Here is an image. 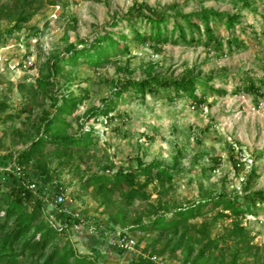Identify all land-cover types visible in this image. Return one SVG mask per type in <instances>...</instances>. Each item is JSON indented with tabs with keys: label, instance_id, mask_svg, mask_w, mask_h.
Here are the masks:
<instances>
[{
	"label": "rangeland",
	"instance_id": "rangeland-1",
	"mask_svg": "<svg viewBox=\"0 0 264 264\" xmlns=\"http://www.w3.org/2000/svg\"><path fill=\"white\" fill-rule=\"evenodd\" d=\"M15 1L0 0L3 156L21 152L43 135L44 119L55 111L37 86L40 74L49 68L50 58L70 46H87L103 32L127 34L125 23L115 27L111 23L132 4L159 9L177 3L184 13L206 8L238 15L240 21L230 30L213 25L221 42L230 38L241 44L239 50H229L223 44L221 56L197 45L129 43L127 53L112 55L109 63L98 68L87 66L81 59L75 65L58 64L59 71L53 77L56 95L59 99H80L73 114L66 117L71 125L68 135L91 132L92 145L69 158L45 147L28 166L38 182L47 187L48 198L63 192L68 215L89 216L109 230L123 231L135 239L136 246L130 252L117 253L85 226L59 231L61 243L69 242L77 255L96 264H132L138 257L152 256L183 264L182 247L175 248V243L167 246V240L158 233L141 232L131 224L147 223L157 212L168 211L167 217L173 216L176 209L197 205L208 197L223 195L244 203L250 192L264 191V86L260 87L261 97L243 91L248 80L258 88V82L264 81V0H246L250 7L244 9L235 0H27L31 19L21 25L23 31L7 36L15 23ZM155 74L178 79L208 76L209 84L226 90L227 95L206 96L201 106L187 98L170 103L162 93L144 101L126 96L115 98L116 105L107 116L85 120L89 112L113 96L119 80H140ZM235 90L240 93L235 94ZM154 162L169 168L173 179L163 191L156 182L144 184V177L137 178L134 188L145 199L125 202L117 192L106 200L94 189L81 186L94 174L113 176L116 171ZM53 210L54 204H47L38 219L60 230L61 223L53 217ZM216 212L189 222L194 235L205 223L206 235L219 241V249L212 250L214 259L208 258L206 264H218L220 254L227 258L234 248L241 247L238 240L226 238L231 228L229 220H213ZM239 223L249 231L246 242L250 246L241 255L240 264H264V204H257L253 214L245 215ZM195 246L200 249L203 245ZM194 256L186 264H193Z\"/></svg>",
	"mask_w": 264,
	"mask_h": 264
},
{
	"label": "trees",
	"instance_id": "trees-1",
	"mask_svg": "<svg viewBox=\"0 0 264 264\" xmlns=\"http://www.w3.org/2000/svg\"><path fill=\"white\" fill-rule=\"evenodd\" d=\"M26 1L16 0L13 3L14 14H16L15 23L6 33L7 36L23 31L21 25L31 19L33 13L27 10ZM235 1L240 2L242 9L250 7V3L246 0ZM120 22L125 23L127 34L123 31L116 34L103 32L102 35L98 34L89 45L80 49L70 46L61 55L52 56L46 73L40 74L37 81L38 89L51 101L55 111L52 116L44 119L43 135L30 142L21 152L11 156L0 155V167L8 166L15 158L17 166L22 169L20 176L10 171H0V264H96L89 258L77 255L69 242L61 243L58 232L85 226L86 229L92 228V234L99 236L106 243L108 235L117 231L109 230L106 225L97 220L93 221L89 216L68 215L65 202L59 205L54 204L57 195L63 192L60 190L48 198L47 187L38 182L28 166L33 157L45 147L69 158L73 154L86 151L92 145L91 132H82L78 136L68 135L71 125L66 121V117L73 114L80 99L71 96L59 99L56 95L53 77L59 71V63L75 65L81 59L87 66L98 68L109 63L112 55L127 53L129 43L156 46L197 45L211 49L220 56L223 55V44H226L229 50H239L238 48L241 47V44L230 38L225 43L221 42L215 35L213 27L214 24H221L228 30L233 29L235 25L240 24L239 16L213 9L201 8L197 12L184 13L177 3L159 9L134 3L125 14L119 17L118 21H112L111 27L118 26ZM1 41L3 40L0 36ZM262 68L264 69V66ZM223 76L224 74L221 77ZM210 80L211 77L208 76L190 75L187 78L178 79L162 74L149 75L140 80L132 78L119 80L114 86L113 96L102 106L89 112L85 120L107 116L116 105L115 98L122 99L126 96L129 99L144 101L150 95L156 96L162 93L165 100L170 103L187 98L192 104L201 106L205 104L206 96L220 98L227 95L226 90L214 88L209 84ZM258 83L259 88L253 81L248 80L243 91L261 97L263 94L260 87L264 86V81L260 80ZM197 91L200 96L197 95ZM234 93L240 92L235 90ZM251 173L254 171L252 170ZM139 177L146 179L144 184L156 182L163 191L166 190V183H170L173 179L169 168L154 162L147 166L140 164L128 171H116L113 176L94 174L84 179L81 186L94 189L97 195L106 200L118 192L125 202H131L137 197L145 199V195L134 188V182ZM27 182L34 184L33 190L28 187ZM58 189L61 188L58 187ZM46 203L54 204L52 215L61 223L60 230L38 219ZM257 204H264V191L250 192L244 203L239 198L227 199L223 195H218L200 200L197 205L178 208L174 215L172 214L173 216L167 217L168 211L164 213L165 215L157 212L147 223L131 225L141 232L158 233L161 238L167 240V246L175 243V248L182 247L185 258L183 264L188 263L189 257L194 253L193 264H206L208 258L214 259L212 250L219 249V241L211 240L206 235L205 223L201 224L198 236L194 235L193 227L189 222L217 210L213 220H229L231 223L226 238L236 239L238 243H241V247L234 248L227 258L220 254L217 259L218 264H240L241 255L249 251L250 246L246 242L249 231L241 226L239 219L247 214L252 215ZM195 243L203 246L197 249ZM132 264L154 263L151 257L148 259L138 257Z\"/></svg>",
	"mask_w": 264,
	"mask_h": 264
},
{
	"label": "built area",
	"instance_id": "built-area-1",
	"mask_svg": "<svg viewBox=\"0 0 264 264\" xmlns=\"http://www.w3.org/2000/svg\"><path fill=\"white\" fill-rule=\"evenodd\" d=\"M241 161V160H240ZM240 164H237V167H239ZM10 171L15 173L17 176H20L22 169L17 166L15 162V158H13L12 162L8 164V166L5 167H0V171ZM28 187L33 190L34 189V184L27 182ZM65 202L64 195L63 194H58L57 197L54 200L55 205H59ZM106 245L120 253H127L133 250V248L136 246V241L135 239L121 231H115L114 233H111L108 235L106 238ZM151 261L154 264H171L170 262H164L163 257H157V256H152Z\"/></svg>",
	"mask_w": 264,
	"mask_h": 264
}]
</instances>
